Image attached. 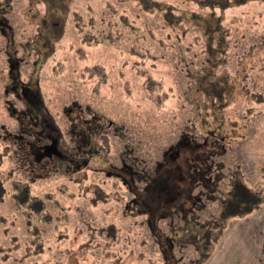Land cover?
<instances>
[{
	"label": "rangeland",
	"instance_id": "rangeland-1",
	"mask_svg": "<svg viewBox=\"0 0 264 264\" xmlns=\"http://www.w3.org/2000/svg\"><path fill=\"white\" fill-rule=\"evenodd\" d=\"M154 1L0 0V264H264V3Z\"/></svg>",
	"mask_w": 264,
	"mask_h": 264
},
{
	"label": "trees",
	"instance_id": "trees-1",
	"mask_svg": "<svg viewBox=\"0 0 264 264\" xmlns=\"http://www.w3.org/2000/svg\"><path fill=\"white\" fill-rule=\"evenodd\" d=\"M208 0H204L202 1L203 5H207ZM248 0H236L234 2V4H244L245 2H247ZM260 3H264V0H256ZM144 2V6L147 9H154V8H158L160 11H165V17L168 21H170L171 23H173V21H175V18H179L178 21L176 22H180V19L182 20V16H175V13L172 11L175 8L170 6H167V8L165 10H163V4H161L160 2H155L154 0H143ZM148 3V4H147ZM216 5H219L220 9L222 10H226L228 8L231 7L232 4H230V2L226 1L224 4L222 3H213L211 4L212 8L217 7ZM174 14V15H172ZM78 22L76 23L77 26L79 27V23H80V19H77ZM83 29V26H82ZM81 29V30H82ZM218 30V28L216 27H209V29H206V32H210L211 35H214V33H216ZM210 37V36H209ZM211 39V43H209L208 47L211 48L214 44L215 39H213L212 37H210ZM219 42V41H218ZM219 45V43H218ZM3 175V173H1ZM2 178H0V202L3 200V195H2V191L3 193L5 192L4 186H2ZM21 183V184H20ZM19 185H16V187L14 188V200L17 206V209L19 211H21L22 216L27 220V222L29 223L30 229L33 230V228L36 230L37 229V222H43V223H51L52 221V209L53 207H58V205H56V199H52L53 202H49L50 204H52L51 206H49V204H47V198H41L35 195H32L31 191H30V185L29 183H24V182H20ZM24 196V197H23ZM46 196H52L50 194H47ZM54 197V196H53ZM66 216H68L67 214L64 216H61L62 219L66 218ZM34 231V230H33ZM37 236L33 237V239L30 241L31 245H34L32 248L30 247V245L28 246V249H31V251L33 250L34 253L40 254L44 248L42 246V240L43 237L42 235H40L39 233L36 234Z\"/></svg>",
	"mask_w": 264,
	"mask_h": 264
},
{
	"label": "flooded vegetation",
	"instance_id": "flooded-vegetation-1",
	"mask_svg": "<svg viewBox=\"0 0 264 264\" xmlns=\"http://www.w3.org/2000/svg\"><path fill=\"white\" fill-rule=\"evenodd\" d=\"M93 124H91L90 125V127H89V125H86V127L88 128V129H86V130H84V132H83V134H84V137H82L81 139H78V145H77V147H76V150L74 149V147L73 148H71L70 150L69 149H67L66 151H62V150H60V149H56V150H53V148L52 147H48V146H46V140H45V143H44V140H43V138L41 139L40 138V140L41 141H43L42 142V144H40V146L38 145L37 147H38V149L40 150V151H38V152H36V153H33L34 155H36V156H38L39 157V155H38V153H44V152H46V156H47V158H45V159H47V162H49L48 163V166H49V164H50V162L53 160L54 161V159L56 158V160L58 161V162H61V163H66V169H67V171L70 169V168H72V171H73V173H76L75 171H77V169H75V167H73L74 166V164H76V167L78 168L79 166L81 167V166H86V164H87V160H84V159H80V157L82 156L83 157V151H80L81 149H80V147L81 146H79L80 144H84L85 143V140H84V138L86 139V138H91L92 137V128H93ZM90 131V134H87V132H89ZM59 135H60V133H59ZM86 135V136H85ZM40 136V135H39ZM79 136H80V134H79ZM43 137H45V136H43ZM39 138V137H38ZM30 145L32 146V149L34 150L35 148V144H33V143H30ZM34 146V147H33ZM82 149H83V147H81ZM35 156V157H36ZM34 157V158H35ZM37 159V158H36ZM43 162V161H42ZM42 162H41V164H42ZM43 164H45V165H47V163L45 162V163H43ZM233 195H237V194H235V193H233ZM250 195V194H249ZM248 195V196H249ZM248 196H246V198L248 197ZM245 197H244V199H246Z\"/></svg>",
	"mask_w": 264,
	"mask_h": 264
}]
</instances>
